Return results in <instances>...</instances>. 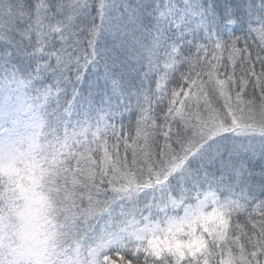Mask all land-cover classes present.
<instances>
[{"label":"snow or ice","instance_id":"6c2138e0","mask_svg":"<svg viewBox=\"0 0 264 264\" xmlns=\"http://www.w3.org/2000/svg\"><path fill=\"white\" fill-rule=\"evenodd\" d=\"M0 264H264V0H0Z\"/></svg>","mask_w":264,"mask_h":264}]
</instances>
